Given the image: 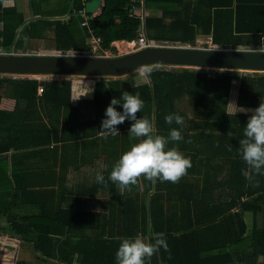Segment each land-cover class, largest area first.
Here are the masks:
<instances>
[{
    "label": "trees",
    "instance_id": "16d2710c",
    "mask_svg": "<svg viewBox=\"0 0 264 264\" xmlns=\"http://www.w3.org/2000/svg\"><path fill=\"white\" fill-rule=\"evenodd\" d=\"M84 3L78 0L75 11L83 9ZM139 6H141L140 0H104L100 14L90 18L86 26L80 24L83 21L82 16H73L75 11L69 13L68 20H66L67 16L61 21L55 20L48 24L52 26L51 40L53 42L48 41L47 45L52 44L53 49L62 51L61 53L72 51L85 54L88 52L87 54L104 56L105 50L114 52L115 47L112 45L114 40L132 41L137 38L139 28L142 27L141 18L136 14V8ZM1 11L3 13L0 12V19L4 23L0 29V47L9 49L19 38L40 37L41 29L36 30L31 25L28 26L30 23L28 27L20 29L21 21L5 22L4 12H7L3 9ZM144 22V29L146 34H149V38H162L163 35H160L158 28L163 25L162 21L146 16ZM194 23L198 25L195 19ZM207 23L209 24L207 30L203 29L206 32L211 27L210 21ZM215 24L213 20L211 25H213L214 44L223 47L231 46L235 49L264 47V26H252L239 30L242 32L236 34L231 31L226 34L221 32V27L218 28ZM91 35L99 39L101 47L94 53H91L86 42L88 37H94ZM163 37L172 39L169 35ZM165 67L150 66L146 72V81H137L134 78L133 74L139 69L127 73L122 78L96 77L91 98L94 117L87 122L91 120L92 124H95L98 118L101 119L112 97L119 98L125 91L139 92L144 105L141 112H137V116L148 117L153 122L156 133L167 135L170 128L180 126L175 123L171 125L165 123V115L178 113L184 120L185 114L178 109L177 104L181 100L186 101L192 115L183 121L181 131L183 139L172 143H178L179 149L191 157V167L187 169L186 174L195 177L193 179L195 183H186L187 188L191 189L190 195L187 192L185 199L174 197L177 196L176 191L183 189L180 188L183 184L159 180L153 183L147 180L143 193H146L152 185L158 192L153 198H149L148 202L141 200L138 192L128 198L129 201L125 203L127 211L124 213V218L119 217L115 228L113 227L108 234L103 231L93 236L87 234L61 236L59 232L55 234L50 232L51 223L69 230L76 226L80 218H68L71 210L61 209L56 210L53 216L46 214V217L13 213L11 208L20 205L17 200L24 199L21 188L15 187L6 192L8 195L3 205L5 210L1 213L7 216L8 227H2L0 231H10L16 235L11 233H2V235L5 234L10 239L21 237L25 242L32 244L38 255L61 264H116L115 252L119 244L117 237L135 234L147 236L148 214L151 213L153 206H156L154 202L164 198L167 202H175L174 206L171 203L169 208L166 207V212H168L167 208L171 212L178 207L186 210L192 208L193 212L187 220L181 218L177 225L173 224V220L168 216L164 220H149L150 223L165 222L157 231H163L165 234L168 248L167 250L161 248L154 253L150 262L146 261V264H221V262L224 264L225 260L228 263L234 257L227 244L234 247L235 243L241 240H246L247 245L240 249L241 257L233 264L255 263L256 254L261 253L257 234L262 233L263 230L251 231L245 236L247 224L244 214L246 212L254 214L258 210H263L264 176L257 175L255 177L257 182L253 183L246 180L242 174V169L246 168V165L238 152L239 139L243 138V129L251 113L237 112L234 115L236 106L234 112H228L227 104L232 89L236 91L235 103L245 109L255 108L260 100L264 101V72ZM4 84L11 88L9 95L22 99L27 104H35L39 100L45 104L46 108L52 109L51 113L54 116H59V113L55 112L61 111L70 104L72 86L71 79L68 77L39 80L27 76L15 79L2 76L0 91ZM39 87L42 88V92L37 96ZM116 107L120 109L119 105ZM23 112L26 114V111ZM0 114L10 118L13 115L17 117L20 113L0 110ZM36 114H38L37 111ZM50 114L48 118L51 117ZM24 119L26 118L23 116ZM51 121L52 132L57 139H61L57 135L55 118ZM38 124L46 129L41 120L37 122V126ZM129 126L130 122L127 119L117 125L120 129L129 128ZM37 128L39 129V126ZM108 138L117 144L116 148L110 149L108 154L111 160H116L120 151L127 149L135 142L130 140L126 133ZM222 163L226 167L224 174L221 170ZM188 177L182 179H188ZM163 190L165 193H162ZM215 190L221 194H217V200H214ZM222 197L225 199L222 200ZM159 204L161 210L162 204L160 202ZM235 207L238 209L232 211ZM198 208L200 212L196 214ZM211 229L219 234L221 230H224L225 248H222L220 244L210 246L209 231Z\"/></svg>",
    "mask_w": 264,
    "mask_h": 264
},
{
    "label": "crops",
    "instance_id": "0c3cea01",
    "mask_svg": "<svg viewBox=\"0 0 264 264\" xmlns=\"http://www.w3.org/2000/svg\"><path fill=\"white\" fill-rule=\"evenodd\" d=\"M59 1L61 2V8L57 9V11L55 3L53 5V0H0V12H2V9L6 10L7 13L4 12L5 22L21 21L20 29L32 22L40 23L38 27V29H41L40 37H25L24 40L26 42L29 39H32V42H34L33 40H39L47 44L53 38L52 26L48 24L55 20L61 21L68 16L70 11L74 12L78 0ZM87 1L90 0H85V3ZM147 1L140 0L143 7L137 9V11L142 12L143 19L141 20V25L144 35L148 42L152 44L200 48L208 45L207 48H232L231 46L223 47L213 43V25H211L213 20L214 23L216 22L215 25L218 28L221 27L220 31L226 34L230 31L236 34L237 32H242L239 30L248 29L252 26H264V0ZM81 2L84 3V0H81ZM103 6L104 0H101L96 10L88 14L92 17L99 15ZM146 16L155 17L162 21L163 25L158 27L160 35H169L172 39H166L163 36L161 39L149 38V34L147 35L144 29ZM194 19L198 22V25L194 23ZM207 21H210L211 27L206 32L203 29L207 30L209 25ZM3 23V20L0 19V29ZM88 39L94 42L96 37H88L86 40L91 53H94L92 51L94 46L89 45ZM16 41L11 48L15 45ZM125 42L129 41L114 40L112 45L123 46L126 45ZM95 46L101 48L99 41ZM11 48L5 49L0 47V53L42 54L44 51H47L44 54H50L62 52L53 49V47L48 48L43 44L37 45L35 43H26L23 49L21 47L17 49ZM2 76L14 79L23 77L0 74V77ZM124 76L118 77L122 78ZM94 82L93 78L86 81V85H89L91 90L89 93L83 92V95L77 96L75 90H72L69 106L55 112L59 113V116L52 115V109L46 108L45 104L39 100L35 104H27L24 100L9 95L8 93L11 88L6 84L3 85L0 91V110L6 112L13 111L16 114H20L17 117H15L16 115L10 116V118L0 114V228L8 227L7 216L2 214L1 211L5 210L3 205L5 197L8 195L6 192L11 191L15 187L21 188V192L24 193V199L17 200L20 205L19 207L14 206L11 208L13 213H28L35 217H46V214L53 216L56 210L61 209L65 211L71 210L68 218H80L76 226L69 230L51 223L50 232L53 234L59 232L61 236H75L79 234L93 236L103 231L108 234L113 227L115 228L119 217L124 218V213L127 211L125 203L129 201L128 198L133 197L138 192L141 197L140 199L148 202L149 198H153L156 192H158L154 188V185H152L146 193H143L147 180L142 176L139 178L137 185L131 186L130 190H126L123 193H120L117 185L109 179L111 166L115 159L111 160L108 154L110 149L116 148L117 144L111 138L104 139L101 136L99 122H101L102 118H98L95 124H92L91 120L87 122L88 119H93L94 117L91 104ZM36 94L37 96L39 95L38 91ZM23 111H26V114ZM36 111L38 114H36ZM48 114L51 115L49 118H55V125L58 128L57 135L61 139H57L52 132V121L47 117L49 116ZM23 116L26 119L23 120ZM39 120L45 124L46 129L41 124H38L39 129L37 128ZM118 129L121 134H128L127 127ZM63 135L66 137L63 138ZM123 151H120L119 155ZM101 165H107V167L101 168ZM225 169L226 167L223 164L221 167L223 174ZM97 171L103 172L105 183L98 184L95 182L94 177ZM188 176L190 175L185 173V175L175 182V184H183L180 186L183 189L176 191L177 196L174 197L185 199L187 198V192L190 195L189 190L191 191V189L187 188V185L189 184L188 182L195 183V180H193L195 177ZM187 177L188 179H182ZM166 183H170V181ZM162 193H165V191L163 190ZM217 194L221 195L215 190L214 200H217ZM221 199L224 200L225 198L222 197ZM159 202L162 204L161 210ZM189 202L191 203L192 201L189 199ZM154 203L156 206H153L151 213L148 214L149 220H164L168 216L173 220L172 223L177 225L181 221V218L187 220L193 212L192 208L186 210L184 208L179 209V207L169 212L170 209L168 208L170 204L172 203L174 206L175 202H167L164 198ZM167 206L168 212L165 211ZM262 207L263 210H258L254 214H251V212L244 214V220L247 224L245 236L250 234L251 231L263 230L262 233L257 234L261 253L256 254L254 264H264V204ZM237 209L235 207L232 211H236ZM197 212H200L199 208L196 209V214ZM149 220V228L145 237H151L154 233L163 232L157 230L165 222L155 221L154 223H150ZM223 231L221 230L220 234L219 232L216 233L214 229L209 231V235L211 236L210 246L220 244L222 248L226 247L225 232ZM2 233L15 234L10 231H0V235ZM20 239L22 240L21 237ZM256 240H258L257 237ZM246 243V240H241L236 242L234 247L227 244L234 259L228 263L225 260L224 264L237 262L238 258L241 257L240 249L245 247ZM221 264L223 263L221 262Z\"/></svg>",
    "mask_w": 264,
    "mask_h": 264
},
{
    "label": "clouds",
    "instance_id": "9594fccd",
    "mask_svg": "<svg viewBox=\"0 0 264 264\" xmlns=\"http://www.w3.org/2000/svg\"><path fill=\"white\" fill-rule=\"evenodd\" d=\"M153 45L161 44L149 46ZM115 50L117 51L116 48ZM232 103L236 106L234 115L237 112L251 113L243 129V138L239 139L238 152L246 165V168L242 169V174L249 182L256 183L255 177L264 175V101L260 100L258 106L250 109H245L235 102ZM117 105L120 106L119 110ZM143 105L144 101L139 92L125 91L119 98H111L100 122L99 132L104 139L120 134L117 125L122 124L126 119L130 122L128 136L135 142L113 162L109 173V179L117 185L120 193L137 185L141 176L153 183L157 180L175 183L191 167V157L179 149L178 143H172L183 139L181 134L183 117L178 113L165 115V123L169 125L175 123L180 127L170 128L167 135L158 134L154 131L153 122L148 117L137 116V112H141ZM106 167L107 165H101V168ZM94 179L98 184L105 183L102 171H97ZM117 239L119 244L115 252L116 264H146V261L150 262L154 253L161 248L165 250L168 248L163 232L154 233L151 237L135 234L117 237Z\"/></svg>",
    "mask_w": 264,
    "mask_h": 264
},
{
    "label": "water",
    "instance_id": "95a60500",
    "mask_svg": "<svg viewBox=\"0 0 264 264\" xmlns=\"http://www.w3.org/2000/svg\"><path fill=\"white\" fill-rule=\"evenodd\" d=\"M100 3L101 0L87 1L85 11L94 12ZM153 65L263 73L264 49L153 45L114 57L79 53H0L1 75L118 77ZM2 248L6 252L13 249L7 244ZM7 254L0 255V264H11Z\"/></svg>",
    "mask_w": 264,
    "mask_h": 264
},
{
    "label": "rangeland",
    "instance_id": "374dc122",
    "mask_svg": "<svg viewBox=\"0 0 264 264\" xmlns=\"http://www.w3.org/2000/svg\"><path fill=\"white\" fill-rule=\"evenodd\" d=\"M54 3L56 6V10L61 8L60 7L61 2L59 0H53V5H54ZM41 11H43V10H41ZM72 12L73 11H70L69 13H72ZM39 22H42V21H39ZM30 25L32 27L36 28V30H37L38 27L40 26V23L32 22L28 26H30ZM26 26H24V27H26ZM31 40L32 39H29L28 42H26L23 38H19L12 48L17 49V48L21 47V49H23V47L26 43H29V44L35 43L37 45L43 44L44 46H46L48 48L53 47L52 44L47 45L43 41L33 40L34 42H32ZM88 42H89V45H91L92 47L93 46L95 47V44L97 41L93 42L91 39L90 40L88 39ZM207 46L204 48H207ZM262 49H264V47ZM131 51H132V49H130V48L124 49L123 47L119 46V49H117V51H114L111 54H109V52H108L107 55L109 57H114V56L123 55L125 53H129ZM46 52L47 51H44L43 53H46ZM66 53L71 54L73 52L68 51ZM165 66H166L165 68H171V67L180 68L179 66L178 67L169 66V65H165ZM149 67L150 66H146V67L141 68L138 71H136V73L133 74L134 78L137 81H146L147 80L146 72L149 69ZM204 70H208V69H204ZM214 70H218V69H214ZM242 72H246V71H242ZM6 76H9V75H6ZM10 76H17V77L23 76V77H25V75H10ZM27 77H32V76H27ZM59 77H68L71 79L72 90L73 91L75 90V92L77 93V96L84 94L86 92L89 93V91L91 92L89 85H86V81L90 80L92 78L94 80H96L95 76L89 77V76H81V75H67V76L37 75V76H34L33 78L43 80V79H51V78H59ZM235 95H236V91L234 89H232L231 93L229 95V100H228V104H227V111L228 112H234L235 111V105L232 103V102H235ZM177 105H178V109L180 111L184 112V114H185L184 120L188 116L191 117L192 111H191L189 104L186 101L181 100L178 102ZM8 239L9 238H7V236L0 235V255H2L3 252H5V253L8 252L7 256L10 255L8 260L10 261L11 264H61L55 260L45 259L42 256L38 255V253L35 252L33 246L30 243H26V242L22 241L21 239H9V240ZM3 244L11 245V247H13V249L7 250V252H6L2 248Z\"/></svg>",
    "mask_w": 264,
    "mask_h": 264
},
{
    "label": "built area",
    "instance_id": "2783aa9c",
    "mask_svg": "<svg viewBox=\"0 0 264 264\" xmlns=\"http://www.w3.org/2000/svg\"><path fill=\"white\" fill-rule=\"evenodd\" d=\"M142 7H143V4H141V6H139V7L136 8V13L141 18V20L143 19L142 12L137 11V9H141ZM73 14L74 15H79V16H82L83 17V21L80 23L81 26H86L88 20L92 17L90 14L86 13L84 9H81V10L78 9ZM69 18H70V16H68L66 18V20H68ZM95 41L98 42V39H95ZM125 43H126V45H123L121 47H123L124 49L130 48L132 50H137V49H140V48H143V47L152 45L151 43L148 42L147 38L145 37L144 31H143V27H141V26L139 28V32H138L137 38L135 40H133V41L125 42ZM113 46L116 47V49H119V46H115V45H113ZM97 50H98V47L95 46L92 51L95 52ZM61 54H66V53H61ZM104 54L107 55L108 54V50H105L104 51ZM41 92H42V88L39 87L38 88V93L40 94Z\"/></svg>",
    "mask_w": 264,
    "mask_h": 264
}]
</instances>
